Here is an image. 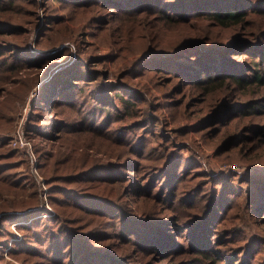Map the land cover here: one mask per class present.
<instances>
[{"label": "trees", "instance_id": "16d2710c", "mask_svg": "<svg viewBox=\"0 0 264 264\" xmlns=\"http://www.w3.org/2000/svg\"><path fill=\"white\" fill-rule=\"evenodd\" d=\"M4 1L0 0V98L5 95L0 99V239L6 236L9 241L12 238L9 254L20 264H158L153 260L155 255L161 263H168L167 254L158 248L159 239L152 234L159 232L164 240L159 246L166 245L164 231L169 235L166 220L155 217L151 209L144 208L140 212L138 201L145 193L154 198L153 205L159 203L157 199L162 201L170 196V187H177L176 181L180 179L181 183L184 178L181 167L184 168L185 163L178 166V161L184 160L179 151L189 149L190 144L182 142L181 147V141L164 129L161 132L150 130L156 144H144L146 129L150 126L164 128L165 124L156 114L157 109L139 104L135 93L142 94V102L146 100V94L125 80L126 72L117 74L114 79L107 70L97 68L99 60L93 59L87 61L88 69L76 67L72 70L74 64L81 59L84 61L82 56L69 70H66L67 66L66 69H54L52 64L58 62L57 58L67 61L68 48L63 52L52 51L50 56L42 55L43 62L27 60L33 52L10 36L25 31L26 17L33 8L23 3L24 0L3 4ZM62 1L71 3V7L90 8L96 14L105 12L90 16L88 22L95 27H100L98 25L112 9L116 11L106 23L133 18L132 24L142 35L147 32L158 34L161 27L169 23H173V27L181 26L185 37L178 43H165L158 35L154 37L156 48L151 49L161 54L166 64L157 66L150 74L166 68L164 71L169 74L166 78L172 81L177 77L183 88L188 84L190 87L202 86L204 93L219 91L218 100L203 107L200 127L204 126L202 129H208L207 132H217L224 126L226 135H230L220 145L218 156L238 153L243 158L253 150L254 146L244 141L246 127L241 126V118L248 113L247 117L264 118V4L259 3L263 0ZM235 1L246 3L247 7H238ZM119 12L124 14L119 16ZM258 16L263 20L257 21ZM60 22L59 17L53 18L50 25ZM77 34L74 28H69L66 37L81 48ZM44 37H40L38 43L45 41ZM68 64L67 61L64 65ZM24 68L39 71L40 83L51 73L49 80L43 81L40 87L42 98L53 86L60 89L51 106L40 98L25 123L26 136L32 143L33 165L23 157L20 148L9 145L16 122L10 116L8 86L11 77L20 75ZM33 80L36 79L27 80L26 89ZM249 90L253 96L238 106L241 112L234 118L233 125L229 127L230 123L225 122L215 126L222 121L221 112L231 105L233 94ZM194 98L191 99L193 105L204 100ZM115 123L118 125L113 126ZM137 128H142L139 134L135 132ZM255 128L264 137V123L261 126L255 124ZM109 131L125 136L121 138V151L114 162L104 160V156L111 157L108 150L91 147L98 140L109 149L111 142L101 137L110 135ZM71 134L83 136L85 143L72 147V157L60 150ZM129 135L133 136L132 141L128 140ZM50 143L51 149L48 148ZM83 148L93 151L76 157L74 154ZM98 153L106 154L97 157ZM22 164L26 165L27 171L15 172ZM33 168L42 177L44 189L40 188V180ZM107 169L118 171V175L107 177ZM220 190L221 197L213 202L218 208L229 202L233 193L226 188ZM254 193L260 201L254 205L259 214L264 212L261 200L264 191L258 188ZM204 220L200 218L193 223L198 225ZM19 221H23L18 223L23 232L16 238L5 225ZM5 247H8L6 242H1L0 253ZM251 253L245 248L239 250L235 264H253ZM201 255L208 258L207 254ZM219 255L216 254L218 259ZM192 257L196 262L201 259L197 254ZM208 260L211 261L209 264L218 262L212 257ZM260 262L258 260L257 264ZM0 264L13 263L3 261L0 254Z\"/></svg>", "mask_w": 264, "mask_h": 264}, {"label": "rangeland", "instance_id": "374dc122", "mask_svg": "<svg viewBox=\"0 0 264 264\" xmlns=\"http://www.w3.org/2000/svg\"><path fill=\"white\" fill-rule=\"evenodd\" d=\"M8 1L10 0H5L3 4H7ZM235 2H237L238 7H247L246 3ZM23 3L27 4L29 8H33V11L26 17L25 31H21L20 35L15 34L10 37L17 43L24 44V47H28L31 53L33 52L27 60L43 62L44 56H50L52 51L60 50L63 52L68 48L70 53L67 61L69 64L64 65L67 61L57 58L59 63L53 62L52 67L54 69L67 66L65 69L69 70L71 64L80 60L79 58L82 56L84 61L81 59L74 64L72 70L77 68L88 69L87 61L93 59V61L99 60L98 65H96L97 68L107 70L114 79H116L117 74L126 72L125 80L146 94V100L142 102V94H139L138 91H132L136 92L135 96L140 100L139 104L146 106V108L151 105V110L157 109L156 114L161 116L165 124L164 128L150 126L146 129L143 132V135L147 136L144 144L155 145V138L152 137L150 130L161 132L163 129L169 135L176 136L175 138L179 142L181 141V147L183 146L181 145L182 142L190 144L189 149L182 148L179 151L180 157L184 160L178 161L180 162L178 166L183 162L185 163L184 168L181 167L184 178L181 183H179L180 179L176 181L177 187H170L168 190V193L171 192L170 196L164 197L162 201L157 199L159 203L153 205L154 198H150L149 194L145 193L138 201L140 212L144 208L151 209L155 213V217L166 220L165 223L169 228L167 229L169 235H166L167 233L164 231L166 245L159 246L164 243V240L160 238L159 232L152 233L159 239L158 248L160 251L167 254L168 263L166 264H209L211 261L208 258L211 257L218 260L217 264H235L236 258H239L237 257L240 254H238L239 250L241 252L244 248L252 251V259L255 261L253 264H257L258 260L261 261L260 264H264V212L257 214V210L254 209L255 202L258 201L254 189L259 188L261 192L264 191V137L257 133L255 124L261 126L264 123V118L254 115L247 117L249 113L241 118V126L246 127L244 129V141L249 142L247 143L249 146H254L253 150L246 154V157L242 158L238 153L217 155L220 145L230 135H226L224 126L221 131L207 132L208 129H202L204 126L200 127V125L203 107L209 102L217 101L216 95L219 91L204 93L202 86L190 87L188 84L186 88H183L177 77L172 81L166 78L169 75L168 71H164L166 68L163 71L159 70L157 74H150L151 70H155L157 66L166 64L162 61L161 54H156L151 49L156 48L153 43L154 37L158 35L165 43L171 41H174V44L178 43L185 37V31L182 30L181 26L173 27L174 24L169 23L161 27L158 34L147 32L142 35L141 30L136 29V25L132 24L133 18H126L124 22L117 20L113 23H106L112 18L111 14L116 11L115 9H112L110 14H106L104 20L98 25L100 27H95L88 22L90 16L96 14L90 8L71 7V3L61 2V0H24ZM30 3L32 5H29ZM259 3L264 4V0ZM93 7L94 5L91 6V8ZM35 13L37 15H34ZM102 13L105 14L101 11L95 16ZM122 14L124 13L119 12V16ZM58 17L61 19L60 24L50 25L51 20ZM261 20L263 18L258 16L257 21ZM47 26L49 27L48 30L42 33ZM69 28H74L78 32L79 42L82 43L81 48L66 37L69 34ZM42 36H45V41L38 43ZM168 46L163 45V47ZM20 58L23 59L24 55H20ZM50 77L51 73L47 74L40 83L39 71H35V68H24L20 75L18 73V75L11 77L8 86L10 116L16 122V128L12 132L9 145L13 148H20L23 157L30 162L32 161V165L35 160L30 157V155L32 156V143L26 136L25 123L34 104L42 98L40 87L43 81L49 80ZM30 78L36 80L31 81L30 87L26 89L27 80ZM58 88L55 86L54 89L53 86L52 90H49L42 98V100H46L47 105L51 106L52 100L58 96L60 92ZM20 95L21 97L18 99ZM251 96H253L252 90L235 92L230 100L231 105L226 106L221 112L222 121H218L219 123L214 125L221 126L225 122L230 123L229 127L233 125L236 116L241 112L238 106H242L241 102L249 100L248 98ZM4 97L5 95H2L0 99ZM194 97H202L204 100L202 103L193 105L191 99ZM117 125L115 123L113 126ZM140 130L142 128H137L135 132L139 134ZM109 132L110 135L101 136L111 142L109 149L98 140L93 142L91 147L108 150L111 157L104 156L103 158L108 162H114L117 160L116 154L121 151L119 148L123 140L121 138L125 136L114 135L113 131ZM92 134L100 138L95 132ZM69 136V140L60 146V150L71 156L70 154H73L72 147L75 144H83L84 139H82L83 136L75 134ZM20 137L27 140L31 147H28L29 145L21 146ZM128 140L132 141L133 136L129 135ZM51 146L50 143L48 148L51 149ZM57 146L58 144L56 148ZM92 151L83 148L74 155L79 158L82 154H90ZM102 154L106 153H98L97 157L102 156ZM76 157H73L74 160L79 161ZM26 171V165L22 164L15 172L25 173ZM34 172L37 180H40V184L38 181L40 188L44 189L45 183L44 181L41 182L42 177L39 176L36 169ZM105 174L107 177L114 178L113 176L118 175V171L107 169ZM232 174H236V176H232ZM219 182H222L223 185ZM223 188L233 193L229 202L218 208L216 204L213 205V202L221 197L220 189ZM154 189L156 190V188ZM261 200L264 204V196ZM200 218L205 220L201 224L194 225L193 222L200 220ZM20 222L23 221L8 222L5 225L9 232L16 235V238L21 237L23 232L18 226ZM0 240V243L6 242V246H8L3 248L0 253L2 260L20 264L8 251L12 246V238L7 241L5 236ZM217 253L220 254V259L216 257ZM147 254L151 256L152 253ZM195 254L201 258L197 262L192 259ZM201 254H207L208 258ZM153 260L155 263H161L156 255ZM203 260L206 262L204 263ZM161 264H165V262Z\"/></svg>", "mask_w": 264, "mask_h": 264}, {"label": "built area", "instance_id": "2783aa9c", "mask_svg": "<svg viewBox=\"0 0 264 264\" xmlns=\"http://www.w3.org/2000/svg\"><path fill=\"white\" fill-rule=\"evenodd\" d=\"M19 141H20L21 146H28L29 145L28 147H31V144L27 140L23 139L22 137L19 138Z\"/></svg>", "mask_w": 264, "mask_h": 264}]
</instances>
